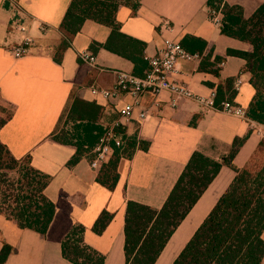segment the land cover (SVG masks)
<instances>
[{"label": "crops", "instance_id": "1", "mask_svg": "<svg viewBox=\"0 0 264 264\" xmlns=\"http://www.w3.org/2000/svg\"><path fill=\"white\" fill-rule=\"evenodd\" d=\"M71 1L0 0V105L9 106L12 112V117L0 129V141L14 157L23 159L29 156L35 169L51 177L45 194L56 207L45 235L19 228L15 221L0 212V250L4 243L12 246L5 264H73L63 257L62 242L77 224L85 227L84 244L101 253L105 258L104 264H126L127 202L134 201L160 210L195 152L222 162L234 140L244 138L232 161L233 166L252 170L264 166L263 123L249 116L241 118L222 110H206L191 100H177L174 106L175 99L169 92L143 96V104L152 109L150 120L139 122L135 116L123 122L122 133L127 141H135L137 147L130 158L120 161L119 178L114 189L97 181L98 171L90 166V153L69 165L76 153L75 146L57 142L53 136L61 131L71 136V131L85 128H69L75 123L82 124L80 121H68L74 100L100 107L96 120L100 118L101 122L97 124L101 123L103 131L119 119V108L130 98L122 95L118 99L103 100L93 96L90 88H111L116 81L113 71L135 74L140 71L132 60L104 47L110 38L111 28L92 20H86L72 37L61 62L54 60L63 38L60 26ZM12 2L24 10L25 20L29 22L34 37L29 54L22 58H15L9 51L20 40V36L10 31ZM226 2L241 6L248 18L264 0ZM209 10L207 0H140L136 10L128 5L121 6L116 20L122 34L146 44L145 57L156 55L161 48L163 36L159 25L164 19L173 25L168 35L180 43L186 40L193 47V37L208 42L213 47L212 53L209 55L207 48L201 58L181 62L176 78L202 96H208L212 90L217 92V87L225 86L229 79L233 80V90L235 80L241 78L233 103L247 112L255 96L251 75L245 71L246 61L227 55V51H249L251 46L223 35L221 27L210 19ZM40 23L49 24L51 28L41 33ZM83 50H89L96 56L97 66L92 67L79 60L78 52ZM207 57L210 62L223 57L218 75L201 70V62ZM74 115L79 118L77 112ZM65 117L64 130L60 126ZM104 118L106 124H103ZM97 132L93 129L85 136L96 139L98 134L94 136V133ZM73 135L77 139L82 138L85 148L92 144L81 134ZM141 144L147 149L141 148ZM235 176L233 167L221 166L175 229L155 264L174 263ZM104 211L113 217L105 230L97 234L93 226ZM262 238L264 240V231Z\"/></svg>", "mask_w": 264, "mask_h": 264}, {"label": "trees", "instance_id": "2", "mask_svg": "<svg viewBox=\"0 0 264 264\" xmlns=\"http://www.w3.org/2000/svg\"><path fill=\"white\" fill-rule=\"evenodd\" d=\"M140 0H72L61 23L63 38L60 41L54 60L61 62L63 53L70 41L86 20H92L111 28V35L105 48L135 63L140 69L137 76H144L148 70L143 55L146 44L120 32L116 14L123 5L134 10ZM209 9L220 10L222 15L221 33L223 35L249 43V51L229 49L227 55L238 56L246 61L245 71L251 75L250 83L255 89L247 116L264 124V2L246 18L243 8L229 5L226 0H207ZM193 47L184 40L181 44L190 53L202 54L213 47L200 38H192ZM211 52V53H210ZM203 58L201 70L218 75L223 57L214 62ZM233 80H227L225 86L217 87L215 105L220 107L224 100L233 101L236 94L232 88ZM228 94V95H227ZM100 107L94 103L74 100L68 115V121H80L85 131L90 133L97 128L93 125ZM0 129L12 117L6 108L0 105ZM77 112L79 118L75 117ZM103 132V131H102ZM60 143L74 145L76 153L69 165L79 161L82 155H88L82 138L61 131L53 136ZM77 139L75 142L74 140ZM244 138H236L228 156L217 162L195 152L188 161L183 173L160 210L147 205L128 201L125 217V256L126 264H155L169 238L186 217L199 197L215 178L223 164L233 167L236 176L227 191L220 197L202 225L187 243L173 264H263L264 240V166L252 170L237 169L232 161ZM147 149L146 145H140ZM137 144L128 140L122 152L116 151L98 170L97 181L109 189H114L118 178L120 161L132 156ZM51 177L31 165L30 157L18 159L0 141V212L15 221L21 229L33 230L45 235L55 215V204L46 196L45 189ZM104 211L93 226V231L101 234L112 219ZM85 227L75 225L62 242V254L73 264H104V256L84 244ZM12 252V246L4 243L0 250V264H5Z\"/></svg>", "mask_w": 264, "mask_h": 264}, {"label": "built area", "instance_id": "3", "mask_svg": "<svg viewBox=\"0 0 264 264\" xmlns=\"http://www.w3.org/2000/svg\"><path fill=\"white\" fill-rule=\"evenodd\" d=\"M10 6L13 9L10 19V31L20 36V40L11 46L9 51L15 58H22L29 54L30 47L34 43V37L31 34L29 22L25 20L24 10L15 2H12ZM209 15L215 25L221 26L222 15L220 11L210 9ZM50 28L49 24H39L41 33H46ZM159 30L163 36L162 46L156 55L145 58L149 68L144 76L117 70L113 71L116 81L111 88L106 89L95 86L90 88L93 96L100 97L103 100L118 99L122 95H127L130 98V101L119 108V119L104 129L96 144L90 149V166L95 171H98L103 163L108 162L116 151L122 152L125 148L127 139L121 131L125 120L133 119L135 116L139 122H146L151 119L152 109L146 107L142 101L145 94L159 96L163 92H169L175 99L173 101L174 106L177 100H191L206 110L217 109L237 117L247 118V112L236 106L233 101L224 100L220 103V107H217L215 105L217 98L215 90H212L208 96H202L195 94L188 85L178 81L176 75L179 72L180 63L194 58L199 59L201 55L190 53L178 40L168 35L173 30L170 20H162ZM78 58L86 65L97 66L96 56L89 50L78 52ZM219 66H223V62ZM241 83V78L235 80L234 92L239 90Z\"/></svg>", "mask_w": 264, "mask_h": 264}, {"label": "rangeland", "instance_id": "4", "mask_svg": "<svg viewBox=\"0 0 264 264\" xmlns=\"http://www.w3.org/2000/svg\"><path fill=\"white\" fill-rule=\"evenodd\" d=\"M218 11H220V10H217V12ZM6 108V113H9L10 111H11V108L9 107V106H6L5 107ZM6 115L7 114H4V113H1L0 112V116L1 117H6ZM104 116H108V115H104ZM103 116V117H104ZM102 117V118H103ZM66 119H67V117H65V118H63V120H62V123H61V128L62 129H64L65 128V126H64V123L66 124ZM100 119V118H99ZM99 119H97V120H95V123H93V125L97 128L96 130H98V132L97 133H94V136H96L97 134V138L96 139H92V138H88V136L86 137L85 135L87 134L84 130H85V128H82V130L81 131H78V130H74V131H71L72 132V135L73 134H81V136L84 138V139H88V140H90L89 141V143H92L91 145L89 144V150L96 144V142L98 141V139H99V137H100V135L102 134V129H103V126H101L100 127V124L101 123H99V124H97L98 123V121H99ZM104 120H105V118H104ZM99 122H101V120L99 121ZM109 122H111V121H109ZM79 124V125H78ZM97 124V125H96ZM103 124H106V120H105V122H103ZM74 126H80V127H82L83 126V124H80V123H75L74 125H71V126H69V128L71 129V130H73V128H74ZM68 128V127H67ZM105 129V128H104ZM65 130V129H64ZM70 131V130H69ZM104 131V130H103ZM86 133V134H85ZM86 137V138H85ZM87 140V141H88ZM91 146V147H90ZM91 155V154H90ZM260 166V165H259Z\"/></svg>", "mask_w": 264, "mask_h": 264}]
</instances>
